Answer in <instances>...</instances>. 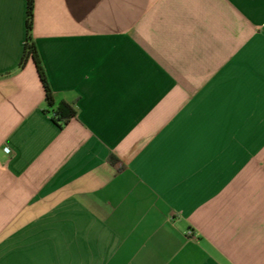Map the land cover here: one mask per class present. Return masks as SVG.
Returning <instances> with one entry per match:
<instances>
[{"label":"crops","instance_id":"0c3cea01","mask_svg":"<svg viewBox=\"0 0 264 264\" xmlns=\"http://www.w3.org/2000/svg\"><path fill=\"white\" fill-rule=\"evenodd\" d=\"M26 8L0 0V264H264V0H34L63 128Z\"/></svg>","mask_w":264,"mask_h":264},{"label":"trees","instance_id":"16d2710c","mask_svg":"<svg viewBox=\"0 0 264 264\" xmlns=\"http://www.w3.org/2000/svg\"><path fill=\"white\" fill-rule=\"evenodd\" d=\"M33 9H34V0H27V8H26L27 37L24 46V55L22 57L20 65H23L28 57H31L34 60L40 81L42 83L45 92V100L47 105L45 113L50 115L52 122L56 126H58L59 128H63L64 126L67 125L69 120L75 116V110L72 108L70 104L66 102L61 101L59 103H56L53 94L49 88L44 71L37 56L36 48L32 41L31 34L33 29ZM110 163L112 165H116L118 164V160L112 156L110 157Z\"/></svg>","mask_w":264,"mask_h":264},{"label":"built area","instance_id":"2783aa9c","mask_svg":"<svg viewBox=\"0 0 264 264\" xmlns=\"http://www.w3.org/2000/svg\"><path fill=\"white\" fill-rule=\"evenodd\" d=\"M6 151H7V152H9V150H8V149H6Z\"/></svg>","mask_w":264,"mask_h":264}]
</instances>
